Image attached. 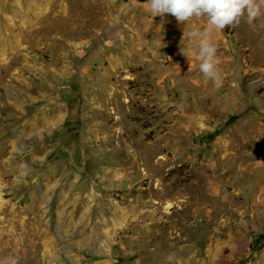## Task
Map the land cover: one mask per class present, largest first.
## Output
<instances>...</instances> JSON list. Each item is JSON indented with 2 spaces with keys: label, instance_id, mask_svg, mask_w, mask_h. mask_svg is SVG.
<instances>
[{
  "label": "rangeland",
  "instance_id": "rangeland-1",
  "mask_svg": "<svg viewBox=\"0 0 264 264\" xmlns=\"http://www.w3.org/2000/svg\"><path fill=\"white\" fill-rule=\"evenodd\" d=\"M206 27L0 0V264H264V7L212 33L219 88Z\"/></svg>",
  "mask_w": 264,
  "mask_h": 264
},
{
  "label": "clouds",
  "instance_id": "clouds-1",
  "mask_svg": "<svg viewBox=\"0 0 264 264\" xmlns=\"http://www.w3.org/2000/svg\"><path fill=\"white\" fill-rule=\"evenodd\" d=\"M147 4L152 17L171 14L180 23L207 18L204 30H195L189 35L198 40L199 71L219 88L223 77L217 67V46L212 33L239 24L245 13L251 23L261 15L264 0H147ZM181 53L186 56L185 50L181 49Z\"/></svg>",
  "mask_w": 264,
  "mask_h": 264
}]
</instances>
